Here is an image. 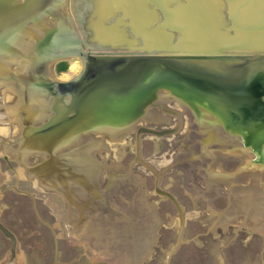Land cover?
Instances as JSON below:
<instances>
[{
    "label": "water",
    "instance_id": "95a60500",
    "mask_svg": "<svg viewBox=\"0 0 264 264\" xmlns=\"http://www.w3.org/2000/svg\"><path fill=\"white\" fill-rule=\"evenodd\" d=\"M131 1H80L84 10L71 15L69 0H0V98L7 93L4 86L21 87L23 103L43 105L22 121L23 130L6 143L9 148L4 152L21 165L32 155L30 172L69 202L68 213L72 215L74 208L80 224L84 213L93 219L109 216L107 246L127 244L116 238L121 240L131 231L129 239L136 242L134 237L142 239L143 229L149 228L141 251L145 256L160 224L153 204L143 199L145 191L139 182L138 191L131 190L140 194L147 217L134 211V194H129V201L122 196V188L133 179L130 171L120 166L113 171L96 161L94 147L84 157L75 156V150L87 140L99 146L96 136L130 135L135 153L131 162L151 170L139 156L140 139L177 136L186 114L196 124L186 133L187 142L193 149L195 142L204 145L210 161H200V168L207 166L200 169L207 182L219 179L229 188V196L236 197L247 194L251 183L254 190L264 188V183L251 180L264 173V18L247 17L237 30L234 17L228 15L230 5L222 7L224 0H136V13ZM250 8L245 5L246 11ZM151 24L153 28L147 29ZM107 31L117 41L110 42ZM82 46L89 51L96 46L99 54L95 58L86 52L84 60L80 58L84 66L79 75L66 81L54 78L55 64ZM47 65L50 75L45 72ZM59 98L60 107L55 101ZM165 101L178 104L182 111L165 107ZM159 112L176 116L175 126L152 125L149 120L158 122ZM223 162L231 164V172L222 169ZM162 170L152 171L154 191L169 198L180 214L174 197L157 188L156 177ZM102 171L105 181L99 180ZM117 221L121 228L114 226ZM124 221L129 225L124 226ZM0 233L9 241L2 264H14L16 238L1 222ZM178 241L179 236L172 251ZM137 254L133 251L132 264Z\"/></svg>",
    "mask_w": 264,
    "mask_h": 264
},
{
    "label": "rangeland",
    "instance_id": "374dc122",
    "mask_svg": "<svg viewBox=\"0 0 264 264\" xmlns=\"http://www.w3.org/2000/svg\"><path fill=\"white\" fill-rule=\"evenodd\" d=\"M240 1L244 4L242 11L243 19L247 17L252 19L258 17L264 18V0ZM131 4L133 11L136 13L137 9L139 10V5L136 4V0H132ZM245 5L251 7L249 11H246ZM152 28V24L150 27H147L149 30ZM104 29L105 31L111 30L109 28ZM69 60L78 61L74 56L65 59V68L62 72L57 71L58 78H56L58 80H63L61 77L68 74L69 71L72 73L76 72L71 69L72 62L68 63ZM56 64L54 67H56ZM77 65L81 67L79 61ZM9 93H11V90ZM27 108L28 110L31 109L30 111L37 110L33 106H27ZM177 110H179L178 107ZM3 115L16 122L11 110H6L3 112ZM17 121L21 124L20 120ZM193 124H191L192 127H188L189 130L196 129V126H194L196 124ZM184 130L186 131L185 134L189 132L187 128ZM7 131H11V129ZM194 136L196 135L194 134ZM180 137L173 139L177 143L174 144L175 148L173 150L172 148L170 149V146H166V152L168 154L171 153V155L169 154L170 156L168 155L171 158L168 161H164L163 164L177 157L175 154H172L175 152L176 147L180 145L179 143H182V138ZM14 138L11 137L10 139L13 140ZM115 139L117 142L112 140V143H107L105 146L107 150L101 149L96 144L93 145L94 150L91 151L94 159L107 166H111L112 163H117L122 171H130L132 178L140 181L139 187L145 191L143 199L147 203L153 204L156 217L160 223L158 229L155 230V236L150 244V251L147 255L139 257L135 264H264V209L260 213V219L263 223L261 228L251 223L250 225L239 224L237 222L235 224L233 222L220 224L219 221L215 224L209 223L208 216H214L212 214L213 212L211 211V214L205 212L201 202L194 196L187 194V191L182 187L183 182L179 173L174 168H167L168 165L159 164L160 161L157 163V161L150 159L153 158L155 153L161 150V140L144 135L139 142V156L142 160L148 162L155 171L164 168L156 177V185L158 190L166 191L174 197L183 214V218L180 220L182 216L178 214L179 212L171 200L154 191L155 174L152 173L153 170H147L141 164H133L131 162L135 158L131 136L126 135L122 139ZM0 140H2L1 143H4H0V176H3L0 179V222L16 238L14 264H132L125 257V254H121L122 249L115 257H113V254H110V257H104L99 254L96 250V246L99 244L96 240V237H98L96 232L98 227L92 229L91 225H94L86 220V216H84V220L87 223H84V220L81 222L86 225H81L76 218V211L73 213L74 215L68 213L69 203L66 199L45 185L43 188V184L38 182L39 178L35 174L32 173L29 179L24 173L21 178L16 176L13 168L14 171L21 168L23 171V167L17 159L9 157L4 152L8 147V145H4L9 140L5 138ZM112 144L116 147L115 152L119 151L116 155L111 150L112 148H110L113 146ZM181 149L184 151L185 147L181 146ZM166 152L163 153L165 156H160L161 161L164 157H168L166 156ZM4 155L7 156L8 163L3 159ZM26 159L30 163L34 161L32 155H28ZM187 161L189 160L187 159ZM129 165L131 166L130 170L128 168ZM191 169L186 171V173L190 174L191 182L187 174H184L186 175L187 183L190 185L189 189H191V186H194L195 182ZM105 175L106 172L102 171L100 178L104 179ZM221 187L223 188V185H219L216 191L222 190ZM131 190L133 191L132 187L128 191ZM219 196L216 199L223 208L225 202ZM211 198H213V195H211ZM86 209L84 207V210ZM225 211L227 210L225 209ZM67 223L70 225L68 224V226ZM74 223H76V226H74ZM180 223H182V226H180ZM79 224L80 226L77 227ZM211 224L213 225L212 228ZM125 225L128 226L129 223L124 221ZM114 226L121 228L122 223L117 221L116 224L114 223ZM132 226L134 228V224ZM72 229H74L73 232ZM99 229L101 230V228ZM75 230L80 231L77 232L78 234H75ZM102 230L103 236L106 239L107 234H109V229L107 226H104ZM83 234L85 237L83 236L80 239L77 237L74 238V236H82ZM94 236L95 239H92ZM178 236L179 241L177 242L176 248L172 251V247ZM86 238H90L92 244ZM123 238L125 239H123V242L125 241L127 243L126 240L129 239V236ZM103 243L105 245L107 244L105 242ZM103 243L101 242L100 245ZM8 248V239L0 233V264L8 257ZM113 258H116V260Z\"/></svg>",
    "mask_w": 264,
    "mask_h": 264
},
{
    "label": "bare ground",
    "instance_id": "6f19581e",
    "mask_svg": "<svg viewBox=\"0 0 264 264\" xmlns=\"http://www.w3.org/2000/svg\"><path fill=\"white\" fill-rule=\"evenodd\" d=\"M225 3H227V4L230 5V9L227 10L228 11V15L232 16V18L234 17V19H235V21L237 23V28H238L237 30H240L239 28L243 27V18H242L243 13H242V11H243V8H244L243 7L244 4H242L240 0H224V3H222V7H223V5ZM82 5L83 4L79 0H69V8H70L71 15H75L76 14V11H78V10H79V12H81ZM248 13H250V12H248ZM115 36L116 35H114V34H112L110 32H107V34H106V37L107 38H110V40H109L110 42L117 41V39L114 38ZM82 48L85 49L84 46H82ZM94 48H95V50H97V47L96 46H94ZM112 52H114V51H112ZM78 61L81 64V67H78L79 66V65H77ZM78 61L69 60V62H72L71 69L77 71L78 72L77 74H79L81 72V70H82L81 69L82 68V63H83L82 60H78ZM69 70H70V68H69ZM49 71H50V69H49V66L47 65V69H45L46 74L50 75V72ZM69 72H68V74L62 76L61 79H63L65 81V80L71 79L74 75L75 76L77 75L76 73H72L71 71H69ZM54 78H56V77H54ZM4 87L8 91H7L6 95H5V97H3V99L0 98V101H1L0 102V139L5 138V139H8V140H12V139H10L11 137L14 138V137L18 136L19 133H20V131L23 130L22 121L24 119L26 120L27 117H30V116L33 117L35 115L34 113H37V110H39V107H42L43 105H40L39 106L38 104H34L33 105V104H29V103L26 104L25 102L23 103L22 100H21V93L23 92L21 90V87H17L18 88L17 90L16 89L14 90V88H12V87L9 88V86H7V85L4 86ZM10 90H11V93H9ZM12 91H14V92H12ZM26 106H33V107L37 108V110L30 111L31 109L28 110V108ZM164 106L165 107H169V108H173L174 110H177V107H178L179 110L181 109L180 111H182V108L180 106H178V104H174V106H173V104L171 102H169V101H165V105ZM6 110H9V111L11 110V112L13 113L14 120L16 122L8 119L7 117H5L3 115V112H5ZM158 116H159L158 122H156V120H154V119L149 120L152 123V125L164 124V125H167L169 127H172V126H175V124L177 122L176 116L166 115V114H164L162 112H159ZM17 120H20L21 121V124ZM29 120H30V118H29ZM191 121L192 120L186 114L183 115L182 116V121H181V126L178 128V130H181V131L177 134V136L176 135H174V136L172 135V136L164 137L162 139L159 138L162 141L161 150L159 152L155 153V155H153V158H150V159L151 160H154V161H157V163L160 161L159 164H161V165L164 163V161L170 160L171 157H169V156L171 155V153H169L170 154L169 155L166 152V148H167L166 146H170V149L172 148V150L175 148L174 144L176 142L173 141L174 137L175 138H179L181 136L180 137V138H182L181 142L182 141H185V140L187 142V139H186L187 135L186 134L183 135V134L186 132L184 129L187 128V130H189V128L192 127L191 126V124H192ZM144 123H147V122H144ZM8 129L9 130L11 129V131H7ZM213 133H216V132H213ZM223 135H224V133H223ZM97 139L100 140V141L103 140L106 143H109V142L112 143L111 142L112 140H114V141L116 140L111 134L109 136L106 135V136L102 137V139L100 137L97 138ZM164 140L166 141L165 143H164ZM93 141L90 140L89 141L90 144H88L89 143L88 140L85 141L87 143H85L82 146L80 145L79 149L78 150H75L76 151V154H74V155L75 156L82 155L83 157L85 155L87 156L89 154V150L93 147V145H95L97 143V141H95V140H93ZM1 142H2V140H0V143ZM115 142H117V141H115ZM118 143H119V141H118ZM1 144H4V143H1ZM179 144H181V143H179ZM4 146H6V144ZM179 146L176 147V150L175 151L176 152H179V153H182L183 150ZM110 148H112L111 150L113 152H115L116 147L114 145L112 147H110ZM165 152L167 154L166 156H168V155L169 156L168 157H164L163 160L161 161L160 160V156L161 155H164L163 153H165ZM176 152H175V154H176ZM117 153H119V151L118 152H115V155ZM172 155H174V153ZM178 160H180V159H178ZM163 165H165V164H163ZM226 166H228L227 167L228 168L227 169L228 172H231V169H232L230 167L231 165L229 166V164H228ZM110 167H111V169L113 171H117V169H119V165L117 163H112V165L109 166L108 168H110ZM239 167H240V165L238 164L235 167V169H239ZM190 169H191V167H190ZM91 170L93 171L92 168H89V174L91 173ZM108 172H110V171H108ZM23 173H25V172H22V168L15 171V174L18 177H23ZM191 173L194 176L195 182L196 183H202L201 185L204 188L203 181L200 180V178L198 176H196V174L193 173V169L191 170ZM186 174L189 177L190 182H191L192 179L190 178V174L189 173H186ZM260 176L261 177L251 178V180L252 179L254 181L257 180V182H261V185H263V183H264V173L262 175H260ZM262 179H263V182L261 181ZM138 182L140 184V181H136L133 178V179H131L130 183H128V187L122 188V191L124 192L122 196H124V198H127L128 201L130 200L129 194H131V191H128V190H130V188L132 187L133 190L135 188V190L138 191L137 190L138 185L135 186V184H138ZM195 182H194V184H195ZM183 183L185 185V189L188 190L190 188V185L186 181V175L183 176ZM34 184H35V182H34ZM129 186H131V187H129ZM254 188H255V186L252 185V183H251V188H250V186L247 187V194H244V196H238V197H236V196H229L228 198H224L225 195L227 196L230 193L229 188H226V190L223 193V196H219L221 194L218 195L219 198H221V199L223 198L224 199V202L225 203H224V207L223 208H222V206L220 205V203L216 199L218 196L212 194L213 195V198H211V196H210V198H211L210 199L209 196L207 197V195L205 194V192H203L201 190L200 191V198L202 197L201 198V200H202L201 204H202L203 208H204L205 204L207 203V206H208L209 209L206 212L209 213V214H211L213 212L212 214L214 215V216H212L213 218L208 216V222L209 223L210 222L211 223H214V221L215 222H218L219 221L220 224L221 223H226V222H233L235 224L237 222L239 224H249V225L251 223L252 225H255V226L261 228L263 225L260 224L262 222V220L260 219L261 218L260 217V213H262L263 212V209H264L263 206H262V205H264V188L263 187H262V189L259 188L260 190H254ZM208 193H210V192H208ZM132 194H134L133 198L135 200L134 208H133L134 211H137L139 213L145 214V216L147 217L148 216L147 213H149V211L146 208L145 204L142 203V200L140 198V194H138L136 192H133ZM247 203H251L252 206H247L246 205ZM253 204L254 205H257L256 208L253 206ZM212 208H214V209H212ZM224 208L227 211H225ZM71 211H76V210L75 209H71ZM113 216H114V214H113ZM108 218H109V216L103 215V216L97 217L96 219H93V218H90V220L88 218L86 219L87 221H89L90 223H92L94 225V226L91 225V228L92 229L95 228V227H98L97 230H96V232L98 234V237H96V240L99 243L96 246L97 252L99 254L103 255L104 257H106V253L105 252L109 250V252H111V254H113V257H115V255L118 254L120 252V250L122 249L121 254H125V257H127L128 261H132L133 251L135 252V254L139 253V254H137V255H139L138 257L144 256V254L141 253V251H142V248H143L142 247L143 244L147 243L146 242V238L149 237V234H150L149 228L143 229L145 239H143L144 238L143 237L142 239L138 238V240H135V237H134V240L133 241H136V242H131V240L128 239V240H126L127 241V245H125V243H123V245L119 244L120 246H117V247L114 248V246L113 247L110 246V245L107 246L108 245V243H107L108 240H107V238L105 239V237L103 236V230L102 229H104V226L105 227L108 226L107 224H109V223H107V222H110V220L108 221ZM81 220H84V216L81 217ZM86 220H84V223H87V222H85ZM94 220L96 221L95 224H94V222H95ZM84 223H81V225H84L85 226L86 224H84ZM135 225L137 226L138 225V222H135ZM86 227H88V226H86ZM99 228H101V230ZM137 228H134V229L137 230V231L140 230L139 234H141L142 233L141 232V229L142 228H139V227H137ZM73 230L74 229H72V232H73ZM75 231H76L75 233H77L80 230L79 231L78 230H75ZM91 231H89V232H91ZM146 231H148V236L147 237H146V234L147 233L145 234ZM68 233L70 234V232H68ZM132 233H133V231H131V233L128 234V235L130 236V235H132ZM118 234L120 235V232H118ZM75 237H77L79 239L81 238L79 235L78 236H75ZM87 237H88V234H87ZM86 239H88L89 242H90V238H86ZM92 239H95V236ZM123 239L124 238H122V240H120L119 236L116 238V240L119 241V242L120 241H123ZM101 242L102 243L105 242L107 244L105 245L103 243V244L100 245ZM90 244H92V243L90 242ZM133 244H135V247H134ZM139 246H141V247L139 248ZM114 260H116V258ZM114 262H116V261H114Z\"/></svg>",
    "mask_w": 264,
    "mask_h": 264
},
{
    "label": "flooded vegetation",
    "instance_id": "af4514ba",
    "mask_svg": "<svg viewBox=\"0 0 264 264\" xmlns=\"http://www.w3.org/2000/svg\"><path fill=\"white\" fill-rule=\"evenodd\" d=\"M81 2H85L86 3V0H80ZM87 5H89L90 6V2L88 1L87 2ZM84 9H81V11H83ZM79 11V10H78ZM77 52H80V55L79 54H77ZM86 52H89L88 53V55H90V56H92V57H97V54H99L98 53V51L97 50H94V49H90V51L87 49L86 50V48L85 49H83L82 47H80V48H77L76 50H73V51H71V53L69 54V55H66L65 57H62L63 58V60H61V61H65V59H68V58H71L72 56H74V57H76L78 60H84V58L87 56V53ZM83 56V58L82 59H80L81 57ZM82 60V62H84ZM58 62H60V61H58ZM69 62V61H68ZM83 66H84V63H82V68H83ZM81 68V69H82ZM91 68H93V67H91ZM54 72H55V74L57 75V72L55 71V67H54ZM81 72H82V70H81ZM80 72V73H81ZM75 73H77V71L75 72ZM79 73V74H80ZM78 74V75H79ZM93 76H92V74L90 75V78H92ZM66 81V80H65ZM55 88H56V86H55ZM54 88V86H49V90H53V92H57L58 91V89L56 90ZM78 89V88H77ZM76 89V90H77ZM58 100H60V98L59 99H55V101H56V103L58 104L60 101H58ZM60 105L61 104H58V106L60 107ZM40 106V105H39ZM41 108V107H40ZM51 110H55V108L54 107H51ZM54 112V111H53ZM59 114L60 112L59 111H56V114ZM106 136V135H105ZM102 137H104V136H100V138L102 139ZM198 137V139L200 138V136H197ZM202 137V136H201ZM94 138H99V137H94ZM132 138V137H131ZM100 143H99V146H100V148L101 149H104V150H107V148L105 147L106 145H107V143L106 142H104L103 140L102 141H100V140H98ZM133 138H132V144H133ZM186 143V144H185ZM10 144H12V143H10ZM106 144V145H105ZM8 145V144H7ZM194 145H195V147H194V149L191 147L192 146V143H188V142H186V140L185 141H182V143L180 144V148H181V146L182 147H185V149H184V152H182V153H179V152H176V154H175V152H174V154L177 156V157H179V158H173L172 159V161L171 162H173V163H171V162H169V164H165V165H168V167L167 168H174L178 173H179V176H180V178L182 179V182H183V176H184V173H186V171H188V169H190V168H188V167H191V168H193V173L194 174H196V176H198L199 178H200V180H202L203 181V184H204V188L202 187V183H196L195 182V184H194V186L193 187H191V189H185V185H184V183L182 184V187L187 191V194H189V195H191V196H194L195 198H197L200 202H202V200H201V198H200V191L202 190L203 192H205V194L207 195V197L209 196V198H210V196L213 194V195H216V196H218L219 194H221V196H223V193H224V191L226 190V187L224 186V184H222V182L219 180V179H217V178H214V177H212V179H210V181L209 182H207L208 180L206 179V177H204L203 176V173L201 172V170L200 169H202V168H207V166L205 165L206 164V162L208 163V162H210L209 161V159L206 157V154L204 153V150H205V146L204 145H202L201 143H194ZM161 146H162V141H161ZM212 148L214 149L215 148V144L213 143L212 145ZM155 155V154H154ZM178 159H180V160H178ZM187 159L189 160V161H187ZM203 162V163H205V164H203V167H201L200 168V165H201V162ZM6 163H8V160L7 161H5ZM25 162V165H21L22 167H23V171L22 172H25L24 174L25 175H27V177H28V179L30 178V175H32V173L30 172V169H28V166H30V162L28 161V160H25L24 161ZM186 163H188V165H186ZM196 164V165H195ZM190 165V166H189ZM197 165H198V167H197ZM20 166V165H19ZM164 169V168H163ZM222 169L223 170H226L227 171V166H226V162L224 163H222ZM192 170V169H191ZM125 171V170H124ZM13 172L15 173V171H14V168H13ZM105 172V171H104ZM21 178V177H20ZM100 180L102 181V180H106V177H104V179H102V178H100ZM104 183V182H103ZM104 185V184H103ZM217 185V186H216ZM219 185H223V188L221 187V189L222 190H220V191H216L217 190V188H218V186ZM43 188H44V186H43ZM190 192V193H189ZM208 192H210V193H208ZM230 195V194H229ZM229 195L228 196H224V198H228L229 197ZM211 199V198H210ZM204 209H205V212L209 209L208 208V206H207V203L205 204V206H204ZM212 209H214V208H212ZM0 211H1V208H0ZM178 211V210H177ZM179 214V213H178ZM185 214V213H184ZM179 215H181L182 216V218H183V214L181 213V211H180V214ZM90 220V219H89ZM216 222L214 221V223L213 224H215ZM212 224H211V228H212Z\"/></svg>",
    "mask_w": 264,
    "mask_h": 264
},
{
    "label": "trees",
    "instance_id": "16d2710c",
    "mask_svg": "<svg viewBox=\"0 0 264 264\" xmlns=\"http://www.w3.org/2000/svg\"><path fill=\"white\" fill-rule=\"evenodd\" d=\"M65 68V61H60V62H58L57 64H56V67H55V70H56V72L57 71H61L62 72V70Z\"/></svg>",
    "mask_w": 264,
    "mask_h": 264
},
{
    "label": "crops",
    "instance_id": "0c3cea01",
    "mask_svg": "<svg viewBox=\"0 0 264 264\" xmlns=\"http://www.w3.org/2000/svg\"><path fill=\"white\" fill-rule=\"evenodd\" d=\"M14 263H15V260H14Z\"/></svg>",
    "mask_w": 264,
    "mask_h": 264
},
{
    "label": "clouds",
    "instance_id": "9594fccd",
    "mask_svg": "<svg viewBox=\"0 0 264 264\" xmlns=\"http://www.w3.org/2000/svg\"><path fill=\"white\" fill-rule=\"evenodd\" d=\"M61 72V71H60Z\"/></svg>",
    "mask_w": 264,
    "mask_h": 264
}]
</instances>
